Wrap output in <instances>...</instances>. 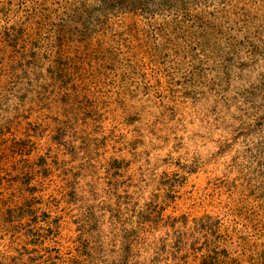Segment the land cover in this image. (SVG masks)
<instances>
[{
  "label": "rangeland",
  "instance_id": "374dc122",
  "mask_svg": "<svg viewBox=\"0 0 264 264\" xmlns=\"http://www.w3.org/2000/svg\"><path fill=\"white\" fill-rule=\"evenodd\" d=\"M0 264H264V0H0Z\"/></svg>",
  "mask_w": 264,
  "mask_h": 264
}]
</instances>
